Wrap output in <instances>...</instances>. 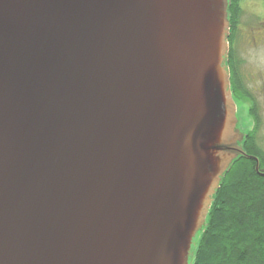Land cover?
I'll list each match as a JSON object with an SVG mask.
<instances>
[{"label":"water","instance_id":"95a60500","mask_svg":"<svg viewBox=\"0 0 264 264\" xmlns=\"http://www.w3.org/2000/svg\"><path fill=\"white\" fill-rule=\"evenodd\" d=\"M228 0H0V264H190L238 157Z\"/></svg>","mask_w":264,"mask_h":264},{"label":"trees","instance_id":"16d2710c","mask_svg":"<svg viewBox=\"0 0 264 264\" xmlns=\"http://www.w3.org/2000/svg\"><path fill=\"white\" fill-rule=\"evenodd\" d=\"M239 2L228 0L230 44L238 23ZM227 65L233 98L237 95L249 101L231 49ZM250 113L255 127L240 146L247 155L258 158L259 171H264V152L255 142L259 122L253 108ZM255 167V161L243 156L231 163L212 197L205 225L194 240L190 264H264V177L258 175Z\"/></svg>","mask_w":264,"mask_h":264},{"label":"rangeland","instance_id":"374dc122","mask_svg":"<svg viewBox=\"0 0 264 264\" xmlns=\"http://www.w3.org/2000/svg\"><path fill=\"white\" fill-rule=\"evenodd\" d=\"M239 8L236 30L228 45L234 53L241 85L250 100L232 96L236 107V131L242 135V141L254 129L255 119L250 113L253 108L259 122L255 128V142L264 152V0H240Z\"/></svg>","mask_w":264,"mask_h":264},{"label":"flooded vegetation","instance_id":"af4514ba","mask_svg":"<svg viewBox=\"0 0 264 264\" xmlns=\"http://www.w3.org/2000/svg\"><path fill=\"white\" fill-rule=\"evenodd\" d=\"M235 30H236V25H235ZM229 38V37H228ZM229 45H230V41H229ZM228 57H229V52H228V56H227V58H226V62H225V64H226V66H227V60H228ZM236 66V65H235ZM228 70H229V72H230V69L228 68Z\"/></svg>","mask_w":264,"mask_h":264}]
</instances>
